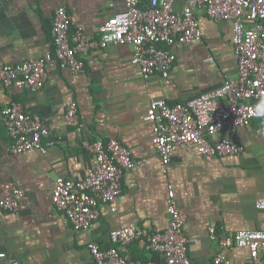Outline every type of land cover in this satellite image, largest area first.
Returning <instances> with one entry per match:
<instances>
[{
	"label": "crops",
	"instance_id": "obj_1",
	"mask_svg": "<svg viewBox=\"0 0 264 264\" xmlns=\"http://www.w3.org/2000/svg\"><path fill=\"white\" fill-rule=\"evenodd\" d=\"M148 0H143L146 6ZM65 7L71 30L100 36V27L124 9V0H0V58L15 64L46 58L48 79L40 91L0 85V183L22 190L16 211L0 207V264H93L92 242L102 248L113 245L111 232L140 226L150 232L167 229L169 191L187 214L184 231L189 239L193 264H212L220 252L216 234L235 239L245 229H264V124L255 119L250 126L228 127L212 139L229 138L242 146L239 155L211 158L193 145L182 146L165 169L153 143V130L145 120L152 100L186 103L212 91L238 75L234 52L233 22L212 19L196 8L202 30L201 41L168 47L176 54L170 76L155 73L145 79L132 62L133 44H110L82 56L83 73L62 68L55 56L52 27L55 11ZM183 0L174 1L182 12ZM245 26H250L245 22ZM70 101L79 106L81 123L66 122ZM18 103L26 113L39 114L50 128L45 152H11L14 139L4 122L3 109ZM117 139L130 151L136 166L126 172L122 193L115 205L101 203L100 216L90 229L76 230L68 217L52 205L55 181L62 176L80 180L95 165L84 142ZM128 259L165 264L148 248L146 239L119 245ZM233 264H251L248 247L228 251Z\"/></svg>",
	"mask_w": 264,
	"mask_h": 264
},
{
	"label": "built area",
	"instance_id": "obj_2",
	"mask_svg": "<svg viewBox=\"0 0 264 264\" xmlns=\"http://www.w3.org/2000/svg\"><path fill=\"white\" fill-rule=\"evenodd\" d=\"M175 0H124V9L116 12L100 27V36L92 38L83 30H71V16L65 7L55 11L52 36L55 56L62 68L73 73H83L82 59L90 51L103 49L110 44H133L132 62L138 65L145 79L155 73L164 77L176 61V54L168 47L201 41L200 21L195 14L201 8L216 20L233 22L234 52L238 60V75L222 86L202 93L186 103L170 104L165 99L152 100L145 120L153 130V143L165 169L182 146L193 145L206 157L221 158L239 155L243 148L229 138L212 139L213 135L230 127L250 126L255 119L256 106L264 99V0H183L182 12L174 9ZM245 22L250 26L246 27ZM50 56L19 63H5L0 58V85L18 87L29 91L42 90L49 76ZM4 122L14 139L11 152L30 150L45 152L54 145L50 128L37 113H26L18 103L3 109ZM66 122L71 127L81 123L79 106L70 101L66 109ZM84 145L94 155L95 165L86 177L72 180L58 177L52 192V205L62 211L76 230L90 229L100 216L101 203L115 205L122 193L126 172L136 166L131 151L117 139L109 142L85 141ZM22 190L11 183H0V207L16 211ZM264 209V200L257 203ZM171 222L167 229L157 232L140 226L112 230V246L102 248L89 244L93 264H148L143 260L125 257L119 245H128L146 239L148 248L159 254L165 264H193L189 256V239L184 231L187 214L177 205L171 189L168 197ZM213 239L219 241L220 252L212 264H233L228 251L233 246L248 247L251 264H264V229H245L237 232L235 239L219 237L210 229ZM7 257L0 252V262ZM11 264H22L12 261Z\"/></svg>",
	"mask_w": 264,
	"mask_h": 264
},
{
	"label": "clouds",
	"instance_id": "obj_3",
	"mask_svg": "<svg viewBox=\"0 0 264 264\" xmlns=\"http://www.w3.org/2000/svg\"><path fill=\"white\" fill-rule=\"evenodd\" d=\"M256 115L258 118H264V99L256 106Z\"/></svg>",
	"mask_w": 264,
	"mask_h": 264
}]
</instances>
